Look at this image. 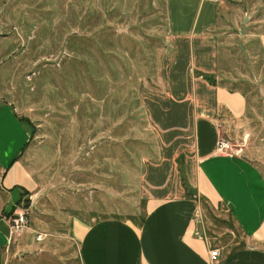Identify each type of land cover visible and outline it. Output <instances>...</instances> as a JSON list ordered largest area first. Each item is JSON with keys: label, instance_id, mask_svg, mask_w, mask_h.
Returning <instances> with one entry per match:
<instances>
[{"label": "rangeland", "instance_id": "1", "mask_svg": "<svg viewBox=\"0 0 264 264\" xmlns=\"http://www.w3.org/2000/svg\"><path fill=\"white\" fill-rule=\"evenodd\" d=\"M225 1L242 8L237 20L243 14L253 20L264 8L263 0ZM178 2L0 0V100H9L30 124L22 162L38 181L33 203L22 192L13 212L26 208L22 235L40 234L33 240L42 245L39 264L75 251L66 237L74 218H141V163L161 141L141 101L144 93L163 89L166 7L171 20ZM182 2L185 28L195 0ZM248 25L246 32L253 31ZM237 27L216 31L221 70L214 79L244 94L245 111L220 139L231 152L245 154L264 182V54L250 36H238ZM201 204L214 246L225 251L244 242L229 218L213 221L216 212ZM258 246L264 250V240ZM64 261L73 264L74 258Z\"/></svg>", "mask_w": 264, "mask_h": 264}, {"label": "crops", "instance_id": "2", "mask_svg": "<svg viewBox=\"0 0 264 264\" xmlns=\"http://www.w3.org/2000/svg\"><path fill=\"white\" fill-rule=\"evenodd\" d=\"M177 1L171 20L166 7L167 35L159 72L163 89L144 93L141 101L147 125L153 127L157 140L161 138V146L141 163L142 216L139 220L74 218L66 237L75 251L64 257L74 258L73 264H264V250L258 246L264 240L262 176L245 154L214 151L225 128L242 119L245 96L217 82L210 84L200 75L218 76L216 31L226 25L238 23V36H250L248 40L264 54V8L260 13L256 9L253 20L246 14L237 20L240 7L225 0H195L190 21L181 28L184 0ZM248 24L253 31L246 32ZM30 137L29 122L9 100L1 99L0 264H39L35 258L43 254L40 241H33L39 240L36 236L10 230L21 193L28 195L31 204L38 190V181L22 162ZM201 200L216 212L219 219L213 221L223 224L229 218L244 240L231 248L223 244L225 251L218 247L217 261L208 257L214 245L201 219ZM64 259L45 264H72Z\"/></svg>", "mask_w": 264, "mask_h": 264}, {"label": "built area", "instance_id": "3", "mask_svg": "<svg viewBox=\"0 0 264 264\" xmlns=\"http://www.w3.org/2000/svg\"><path fill=\"white\" fill-rule=\"evenodd\" d=\"M230 144L227 141L218 139L214 144V151L217 153L230 154ZM26 208L18 207L12 214L10 218V230L12 234H20L22 230L26 227L27 217H26ZM36 238L39 239V235H36ZM219 255L218 247L210 246L208 249V257L211 261H217Z\"/></svg>", "mask_w": 264, "mask_h": 264}, {"label": "trees", "instance_id": "4", "mask_svg": "<svg viewBox=\"0 0 264 264\" xmlns=\"http://www.w3.org/2000/svg\"><path fill=\"white\" fill-rule=\"evenodd\" d=\"M200 75H201V77H202L204 80H206L208 83H210V84H214V83H215L214 78H213L212 76H209V75H206V74H200ZM179 171H180V178H181L182 186L184 187V189H185L186 191H188V190H187V184H186L185 179H184V177H183V175H182V173H181V169H179Z\"/></svg>", "mask_w": 264, "mask_h": 264}]
</instances>
